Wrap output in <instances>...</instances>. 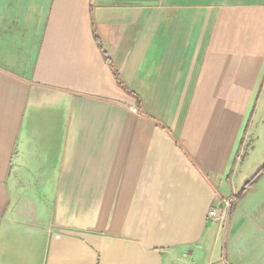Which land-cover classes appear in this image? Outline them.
Segmentation results:
<instances>
[{
  "label": "crops",
  "instance_id": "obj_1",
  "mask_svg": "<svg viewBox=\"0 0 264 264\" xmlns=\"http://www.w3.org/2000/svg\"><path fill=\"white\" fill-rule=\"evenodd\" d=\"M260 81L264 0H0V264H264Z\"/></svg>",
  "mask_w": 264,
  "mask_h": 264
},
{
  "label": "rangeland",
  "instance_id": "obj_2",
  "mask_svg": "<svg viewBox=\"0 0 264 264\" xmlns=\"http://www.w3.org/2000/svg\"><path fill=\"white\" fill-rule=\"evenodd\" d=\"M256 93H263L258 102H253V114L251 118L250 129L246 135V147L244 150V159L248 165L245 172L240 171L241 176L253 174V176L261 172L264 168V82L260 81L259 85L255 87ZM259 172V173H260ZM258 173V174H259Z\"/></svg>",
  "mask_w": 264,
  "mask_h": 264
},
{
  "label": "trees",
  "instance_id": "obj_3",
  "mask_svg": "<svg viewBox=\"0 0 264 264\" xmlns=\"http://www.w3.org/2000/svg\"><path fill=\"white\" fill-rule=\"evenodd\" d=\"M96 38H97V36H96ZM102 54H103L104 58H105L106 60H108V56H107V54L105 53L104 50H102ZM109 62H110V61H109ZM110 65H111L112 73H113V75H114V78H115L116 83L118 84V86H119L120 88H122V89H124V90H126V91H128V92H130V93H132V94H135L133 91L129 90L128 87L123 83L122 79L120 78V76H119L117 70L113 67V65H112V64H110ZM259 172H260V171H258V173H259ZM258 173H256L254 176H252V177L246 182V184H247V183H250L251 181H253V179L257 176ZM242 190H243V189H242ZM242 190H241L239 193H241ZM239 193H238V194H239Z\"/></svg>",
  "mask_w": 264,
  "mask_h": 264
},
{
  "label": "built area",
  "instance_id": "obj_4",
  "mask_svg": "<svg viewBox=\"0 0 264 264\" xmlns=\"http://www.w3.org/2000/svg\"><path fill=\"white\" fill-rule=\"evenodd\" d=\"M215 210L214 209H212L210 212H209V214L211 215V216H214L215 215Z\"/></svg>",
  "mask_w": 264,
  "mask_h": 264
}]
</instances>
